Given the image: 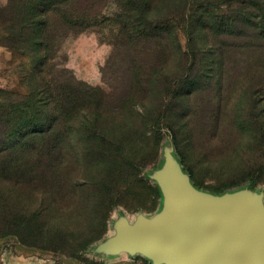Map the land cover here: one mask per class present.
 Returning a JSON list of instances; mask_svg holds the SVG:
<instances>
[{
  "label": "rangeland",
  "instance_id": "rangeland-1",
  "mask_svg": "<svg viewBox=\"0 0 264 264\" xmlns=\"http://www.w3.org/2000/svg\"><path fill=\"white\" fill-rule=\"evenodd\" d=\"M45 2L56 0H0L2 146L10 121L20 116L25 122L29 108L39 106L40 80L48 72L58 87L78 82L99 88L108 108L136 98L125 113L124 143L114 141L121 155L92 162L93 169L78 177L93 186L68 187L65 203L41 223L43 230L38 220L15 223L18 210L34 209L28 197L12 201L1 191L0 264H159L105 245L103 238L77 251L73 238L104 230L108 237L112 223L123 226L138 217L155 221L166 214V223H178L177 200L188 207L210 201L217 213L256 221L264 230V41L257 33L264 28L263 0H151L145 9L141 0L139 22L169 19L162 43L121 31L120 22L129 20L123 0H73L69 9L96 21L81 29L65 24L56 11L48 13L49 71L39 67L40 41L33 40L30 26L39 25ZM133 68L141 75L138 86H132ZM161 70L167 75L160 92L152 78ZM25 124L30 127L28 120ZM152 147L155 159H144L139 169L134 158ZM114 172L119 173L112 187L98 191L100 179ZM77 194L89 201H75ZM237 200L234 211L228 202ZM57 230L66 243L59 244ZM161 255L160 264H182L170 250Z\"/></svg>",
  "mask_w": 264,
  "mask_h": 264
},
{
  "label": "trees",
  "instance_id": "trees-1",
  "mask_svg": "<svg viewBox=\"0 0 264 264\" xmlns=\"http://www.w3.org/2000/svg\"><path fill=\"white\" fill-rule=\"evenodd\" d=\"M73 0H56V2H45L43 13L39 17V25L35 26L32 21L30 26L33 28V40L40 41L38 44L39 56H42L39 67L49 71L51 65V48L49 45L47 29L49 25L48 13L56 11L61 20L70 26L85 29L95 21L89 18L82 11L69 9ZM145 1V7H150L151 0ZM72 2V3H71ZM141 0H123L122 11L129 20L121 23V31L130 38H153L163 42L169 29V19H156L152 23L147 21H138L136 8L144 9L138 4ZM156 1H154L155 4ZM264 6V0H263ZM47 7V8H46ZM150 10V9H149ZM167 22V23H166ZM142 29V30H140ZM167 29V31H165ZM131 30V31H130ZM152 31V32H151ZM128 32L131 34L129 35ZM258 37L264 41V28L258 30ZM133 34V35H132ZM150 34L151 36L149 37ZM174 39L176 36L173 34ZM222 60V55H220ZM62 71H67L62 69ZM47 77L40 80L39 100L40 104L29 108V115L22 121L20 116L14 118L12 126L5 132L8 142L5 146L0 139V180L7 186L0 187L1 191L12 199L18 196L28 197L29 204L34 209L28 214H15V223L36 222L45 225L46 218L52 214H58L55 209H61L65 203V195L68 187L82 190L92 187L94 182L87 177H78L82 173L92 170V162H97L107 156H120L121 147L114 141L119 139L124 143L125 128L124 119L127 116L126 110L132 111L130 101L136 98L131 95L123 98L117 108H108L102 91L97 87H90L84 83L67 84L58 87L57 82L48 72ZM131 75L135 77L140 84L141 75L136 68L131 70ZM167 73L154 72V89L160 91L163 79H166ZM136 91V89H135ZM134 91V92H135ZM161 92V91H160ZM159 92V93H160ZM132 114V113H131ZM28 120L27 127L26 121ZM124 149V148H123ZM155 148L148 150L147 154H141L140 158L135 157L133 164L139 165V169L144 167V162L155 159ZM124 151V150H123ZM181 153V152H180ZM182 154V153H181ZM97 158H99L97 160ZM7 159V161H2ZM72 165L74 167H72ZM135 166V165H134ZM138 169V170H139ZM188 173H191L188 168ZM100 179L99 189L112 187L116 181L117 174ZM110 174V173H109ZM129 174H127V180ZM197 185V184H196ZM37 192V190H39ZM227 189L223 187L216 192ZM33 195V196H29ZM74 196V200H83L88 202V196ZM29 208V206H28ZM17 220V221H16ZM20 227V226H19ZM46 228V226H45ZM59 230V229H58ZM55 231L53 234L60 242L66 243L65 234L61 231ZM106 231L99 232L91 236L86 234L83 237L73 238V247L77 251L85 250L88 246L97 240L102 239ZM57 240V243H58Z\"/></svg>",
  "mask_w": 264,
  "mask_h": 264
},
{
  "label": "water",
  "instance_id": "water-1",
  "mask_svg": "<svg viewBox=\"0 0 264 264\" xmlns=\"http://www.w3.org/2000/svg\"><path fill=\"white\" fill-rule=\"evenodd\" d=\"M169 174L167 178L172 177ZM239 201L228 203L238 211ZM177 202L181 206L178 223H166V214L155 221L139 217L132 227L126 223L117 226L119 236L105 245L144 252L159 264L165 250L173 252L182 264H264V230L258 222L217 213L218 207L210 201L192 207ZM159 221L164 223L162 229L157 228Z\"/></svg>",
  "mask_w": 264,
  "mask_h": 264
},
{
  "label": "crops",
  "instance_id": "crops-1",
  "mask_svg": "<svg viewBox=\"0 0 264 264\" xmlns=\"http://www.w3.org/2000/svg\"><path fill=\"white\" fill-rule=\"evenodd\" d=\"M138 218H139V217H138ZM136 222H137V220H135L134 223H128V224H127V227H132V226H134ZM109 230H112L113 233L111 234V236H108V237H106L108 233L105 234V236H104L103 239H102V241H103L104 243L111 242V241L114 240L117 236H119V230H118V228L115 226L114 223H112V225L110 226ZM107 232H108V231H107ZM124 251H125L126 254H128V255H129V254L131 255V254L134 253V255H139V256H142V257H144V258H147V259H150L151 261H153V259H151V258H150L147 254H145L144 252H140V251L131 252V251H129V250H124Z\"/></svg>",
  "mask_w": 264,
  "mask_h": 264
}]
</instances>
